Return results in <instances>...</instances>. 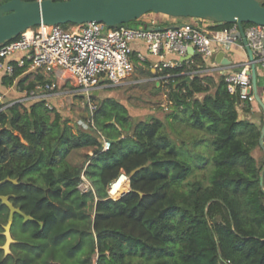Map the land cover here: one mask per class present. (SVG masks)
<instances>
[{"label":"trees","instance_id":"trees-1","mask_svg":"<svg viewBox=\"0 0 264 264\" xmlns=\"http://www.w3.org/2000/svg\"><path fill=\"white\" fill-rule=\"evenodd\" d=\"M192 59L164 71L174 86L173 118L183 116L202 132L187 157L186 142L178 145L163 120L134 122L112 98L94 112L97 129L111 140L107 150L95 131L81 125L75 131L45 101H17L0 111V179L18 181L1 183L0 194L33 217L25 222L15 213L6 254L10 208L0 200V264H264V164L254 153L264 151V120L240 117L241 100L222 73H184L204 62L199 54ZM21 73L17 68L3 83L18 78L17 86L31 90L32 76L44 79ZM245 103L250 111L252 102ZM196 168L207 171L191 180ZM122 171L131 190L109 198L108 187ZM83 172L93 186L87 191L79 188Z\"/></svg>","mask_w":264,"mask_h":264},{"label":"built area","instance_id":"built-area-1","mask_svg":"<svg viewBox=\"0 0 264 264\" xmlns=\"http://www.w3.org/2000/svg\"><path fill=\"white\" fill-rule=\"evenodd\" d=\"M191 18L184 22L177 19L172 24H164L153 17L139 19L140 23L136 26L126 23L109 26L90 21L69 23L67 27L44 23L29 27L16 38L0 44V85L4 84L3 77H13L17 68L22 69L20 76L33 73L48 77L36 81L31 90L17 88L18 78H15L4 91L0 89V111L25 100L45 101L49 108H53L54 99L66 93L61 90L63 81L69 80L89 106V116L80 118L78 124L95 131L101 137L103 149L107 150L111 140L97 129L94 121L98 105L93 96L100 86L106 82L113 85L121 83L140 66H148L156 78L170 81V75L164 73L165 69L182 66L184 62L192 64L196 53H189L190 48L198 52L210 70L224 75L228 89L236 93L241 102L255 101L249 57L238 65L228 55L235 47L245 50L239 26L236 23L222 26L214 21ZM244 29L258 67L260 65L264 69V26L250 23L244 25ZM221 51L230 59L229 64L217 60ZM187 56L189 58L184 60ZM205 71L201 67L184 73L192 76ZM11 92H17L22 97L10 99L8 95ZM170 103H173L172 100L166 108ZM121 177L127 182L122 195L131 189V184L127 173L122 171L117 179ZM114 181L108 187L109 198H113L110 188ZM92 187L83 172L79 188L87 191ZM227 263L232 264L230 261Z\"/></svg>","mask_w":264,"mask_h":264},{"label":"water","instance_id":"water-1","mask_svg":"<svg viewBox=\"0 0 264 264\" xmlns=\"http://www.w3.org/2000/svg\"><path fill=\"white\" fill-rule=\"evenodd\" d=\"M262 2L264 0H0V44L20 35L27 28L42 23L66 24L96 21L115 26L139 20L149 12L174 17H196L214 21L219 25L236 23L249 55L255 99L264 111L263 94L258 84L259 68L244 29L245 23L264 26ZM192 52L198 54L190 48L189 53ZM188 58L189 56L184 60ZM216 58L223 64L230 63V59L223 51L219 52ZM260 144L264 148V124ZM5 181L18 182L17 179L6 178L0 179V184ZM261 185H264L263 176H261ZM138 193L144 195L142 191ZM0 200L10 208L9 221L4 231L6 242L2 246L8 254L14 242L11 227L15 213L22 214L25 222L32 220L33 217L14 206L10 201V195L0 194ZM41 225L43 227V223Z\"/></svg>","mask_w":264,"mask_h":264},{"label":"rangeland","instance_id":"rangeland-1","mask_svg":"<svg viewBox=\"0 0 264 264\" xmlns=\"http://www.w3.org/2000/svg\"><path fill=\"white\" fill-rule=\"evenodd\" d=\"M153 17L160 20L164 24L167 22H175L174 20L176 19L174 16L155 12H149L140 19ZM177 19L183 22L192 20L191 17H178ZM64 26L67 27L68 24H65ZM200 66L206 70L205 72L211 74L214 73L213 70H210L207 67V63L203 62L200 64ZM258 68L260 70V76L258 79L260 88L263 69L260 65ZM47 77L48 76H44V78ZM32 79L39 81V79L34 76H32ZM62 84L63 87L61 90L66 91V93L63 96L54 99L53 104L61 113L62 117L70 121V125L73 127V129L78 131V120L80 118L86 119L89 116L88 102L69 80H64ZM4 85L8 87L7 84ZM17 88L22 89L20 86ZM173 90L174 86L172 85V82L166 81L164 79H158L156 78L153 70H150L148 66H140L136 69L135 73L131 77L123 80L121 83L114 85L108 82L103 83L97 90L94 101L98 105L106 98H112L119 101L128 109L129 114L134 122L145 120L150 117H156L163 120L165 124V131L176 141L178 145H180L181 141L186 142L187 147H183V150L187 154V157L190 156L187 151L194 148V137L201 136L202 132L190 126L188 122L183 119V116H180L178 120L173 118L172 112L176 110L175 104L170 103L168 108H166V105L171 100V93ZM11 94L14 95L18 93L11 92L8 97L11 96ZM197 96L200 98L203 97L202 94H198ZM9 98L11 99V97ZM7 99L8 98H6V100ZM246 104L247 103H245L243 107ZM252 106H254L255 111L252 113L251 120L260 125L264 120L263 111L256 100L252 102ZM201 149L202 148H197L196 151H200ZM84 152L85 151H81L72 154L71 159L75 160L80 158ZM254 153L259 158L260 162L262 163L263 161L264 164V151L258 147L255 149ZM206 171L207 170L205 168H196L194 175H192L190 179L193 180L197 177L202 178V175Z\"/></svg>","mask_w":264,"mask_h":264},{"label":"crops","instance_id":"crops-1","mask_svg":"<svg viewBox=\"0 0 264 264\" xmlns=\"http://www.w3.org/2000/svg\"><path fill=\"white\" fill-rule=\"evenodd\" d=\"M174 21L176 22L177 19H175ZM172 23H174V22H172ZM172 23L167 22L166 24H172ZM228 55L232 59H234L238 63V65H240L244 60H246L249 57L247 50L246 49L244 50L240 47L233 48L232 52H228ZM218 73H221V72L220 71L215 72V74H218ZM244 103L245 102H240L238 104V110L240 113V117L242 119L247 118V119L251 120L252 119V113H253V111H255L254 110L255 108H254V106H252L250 111H245L243 108Z\"/></svg>","mask_w":264,"mask_h":264},{"label":"bare ground","instance_id":"bare-ground-1","mask_svg":"<svg viewBox=\"0 0 264 264\" xmlns=\"http://www.w3.org/2000/svg\"><path fill=\"white\" fill-rule=\"evenodd\" d=\"M127 187V182L124 178H119L114 181L113 186L110 188V194L113 198L117 199L121 195V192Z\"/></svg>","mask_w":264,"mask_h":264}]
</instances>
